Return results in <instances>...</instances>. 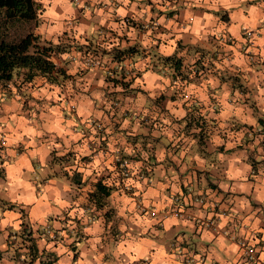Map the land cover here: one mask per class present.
<instances>
[{
  "label": "clouds",
  "instance_id": "9594fccd",
  "mask_svg": "<svg viewBox=\"0 0 264 264\" xmlns=\"http://www.w3.org/2000/svg\"><path fill=\"white\" fill-rule=\"evenodd\" d=\"M33 5L70 78L0 81V264H33L25 224L34 264H264V0Z\"/></svg>",
  "mask_w": 264,
  "mask_h": 264
},
{
  "label": "trees",
  "instance_id": "16d2710c",
  "mask_svg": "<svg viewBox=\"0 0 264 264\" xmlns=\"http://www.w3.org/2000/svg\"><path fill=\"white\" fill-rule=\"evenodd\" d=\"M41 7L36 5L34 7L33 0H0V81H11L12 75L11 71L13 67L27 68L30 70L26 74V80L31 81L33 79L34 73L31 72L32 69L39 68L42 70V74L47 76V79L50 82L55 83L56 78L53 74H63L62 69L58 71L54 68V65L47 62L43 57L50 55L53 52L51 47H41L39 45V37L34 36L31 33L24 34H14L9 32L10 26L15 24H20L23 21L28 22L36 19L35 9ZM133 22L131 21V24ZM181 49L184 47L181 43L179 45ZM34 51V55H27L29 49ZM65 48L57 49V51H64ZM92 49L89 48V51ZM116 52L114 61L121 62L125 55H132L137 53V48H129L125 52ZM170 61L174 62V67L176 68L177 73H179L182 60H176L175 57L169 58ZM168 62V61H166ZM199 63V62H198ZM19 75V73H18ZM113 83H120V81H113ZM6 83L3 85L5 87ZM125 88H128L129 85L125 84ZM174 98V97H173ZM197 123L195 118L190 121V124ZM197 126H201L197 123ZM72 154L69 153V157ZM64 159H68L65 157ZM75 182L80 183V176L77 175ZM98 192L95 194H89L92 199L95 200L98 206H102V199L110 194V190L103 187L102 184L95 185ZM78 223V222H77ZM24 239L27 238L31 242V253L37 254L35 240L32 239L31 229L24 233ZM43 234V233H41ZM50 262H52L50 258Z\"/></svg>",
  "mask_w": 264,
  "mask_h": 264
},
{
  "label": "crops",
  "instance_id": "0c3cea01",
  "mask_svg": "<svg viewBox=\"0 0 264 264\" xmlns=\"http://www.w3.org/2000/svg\"><path fill=\"white\" fill-rule=\"evenodd\" d=\"M148 2L150 3L151 0H148ZM161 14H163V13H161ZM168 15H169V17H171L172 15H174V13H171V12H170V13H168ZM222 19L226 22V21L228 20L227 15H224V16L222 17ZM32 21H33V20H32ZM34 21L37 22V19H35ZM36 22H35V23H36ZM128 23L131 24V20H129ZM134 26H135V25H134ZM34 27H35V26H34ZM141 27H142V26H141ZM33 29H34V28H31V30L28 31V32H32ZM28 32H27V33H28ZM181 44L185 47V45H184L183 43H181ZM184 47H182V48H184ZM65 50H66V49H65ZM105 55H107V53H106ZM115 62H116V61H115ZM61 69H62L63 74H60V75H57L56 73L53 74L54 77L56 78V82H55V83H59V82H60V77H64L65 79H69V78H70V77H68V76L66 75L65 70H64L63 68H61ZM112 71H115V70H112ZM108 79H109V81H111V77H109ZM4 88H5V89L7 88V84L5 85ZM241 90L243 91L244 89L242 88ZM9 94H10V93H9ZM164 99H165L164 97H161V98L157 101V103H158V104H162L163 101H164ZM173 99H175V97H174ZM25 107L27 108V103L25 104ZM259 123H260L262 126H264V119H260V120H259ZM191 126H192V124L189 123L188 127L191 128ZM200 143H201V145L204 144V137H203V134H201V137H200ZM220 151H223V148H221ZM61 159H63V160L66 161V159H64V158H61ZM86 159H87V158H86ZM0 162H2V161H0ZM118 165H119V162H118ZM253 167H254V169H255V167H256V163H255V161H253ZM65 175H67V173H65ZM0 178H3V171H2V170H0ZM75 183H76L78 186H82V185H80V183H77V182H75ZM210 186L213 187L214 190H215V185H211V184H210ZM185 194H187V190H186V189H185ZM98 207H103V205H102V206H98ZM24 215H27V214L24 213ZM111 215H112V213L106 214V216H107L108 219L111 218ZM23 228H24V233H26V232L30 229V228L28 227L27 224L23 225ZM24 235H25V234H24ZM26 240H27V238H26ZM13 243H14V242H13ZM9 246L11 247V243L9 244ZM72 248H73V251H75V245H73ZM2 255H3V253H0V257H2ZM36 255H37V254H33V255H32V256H33V264H34V261H35V257H36ZM15 259L19 260V252H17V256L15 257ZM51 260H52V262L49 261V264H55V258H54V256L51 257ZM42 264H43V262H42Z\"/></svg>",
  "mask_w": 264,
  "mask_h": 264
},
{
  "label": "rangeland",
  "instance_id": "374dc122",
  "mask_svg": "<svg viewBox=\"0 0 264 264\" xmlns=\"http://www.w3.org/2000/svg\"><path fill=\"white\" fill-rule=\"evenodd\" d=\"M36 21H28V22H22V23H20V24H15V25H13V26H10V30H9V32L11 33H13V35L14 34H17V33H19V34H26L28 31H30L31 30V28H34V26L36 27V26H38V22H36ZM106 54V53H105ZM26 216V215H25Z\"/></svg>",
  "mask_w": 264,
  "mask_h": 264
},
{
  "label": "built area",
  "instance_id": "2783aa9c",
  "mask_svg": "<svg viewBox=\"0 0 264 264\" xmlns=\"http://www.w3.org/2000/svg\"><path fill=\"white\" fill-rule=\"evenodd\" d=\"M186 246V245H185Z\"/></svg>",
  "mask_w": 264,
  "mask_h": 264
}]
</instances>
